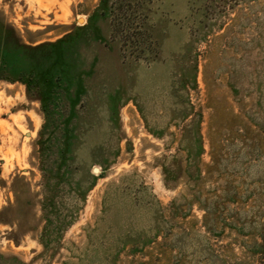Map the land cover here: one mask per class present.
Masks as SVG:
<instances>
[{
    "label": "rangeland",
    "instance_id": "1",
    "mask_svg": "<svg viewBox=\"0 0 264 264\" xmlns=\"http://www.w3.org/2000/svg\"><path fill=\"white\" fill-rule=\"evenodd\" d=\"M148 1L157 58L121 63L116 45L100 48L82 81L77 155L99 172L77 220L53 254L34 234L0 224V264H264V0ZM98 3L0 0V15L36 45L85 24ZM186 97L201 113L197 162L177 149L187 121L171 119ZM42 122L23 84L0 81V209L14 201L15 175L38 190L32 146ZM163 158L178 173L170 188ZM28 214L24 205L0 216L31 223Z\"/></svg>",
    "mask_w": 264,
    "mask_h": 264
},
{
    "label": "trees",
    "instance_id": "2",
    "mask_svg": "<svg viewBox=\"0 0 264 264\" xmlns=\"http://www.w3.org/2000/svg\"><path fill=\"white\" fill-rule=\"evenodd\" d=\"M148 3V0H99L85 24L72 25L60 38L36 45L23 43L15 28L0 15V81L23 84L28 98L39 103L43 119L32 146L35 158L32 165L40 176L36 183L38 190L30 189L25 176L15 175L9 186L14 201H7L0 209L2 214L28 205V221H32L19 222L18 218L6 219L1 215L0 224H16L22 234H34L43 250H52V254L58 249L65 230L77 220L87 193L97 182V175L90 170V161L85 163L77 155L82 135L79 128L84 111L82 103L88 91L82 81L92 75L89 69L100 48L106 50L116 45L121 63L157 58L160 39L147 14ZM99 23L105 27V33ZM85 50L91 52L86 67ZM191 68L194 75L195 63ZM109 101L110 119L119 127L116 103ZM176 103L179 108L171 119L187 121L180 127L179 122L174 123L180 129L177 149L197 162L203 152L201 113L194 110L188 97L177 99ZM151 133L162 137L161 133ZM165 159L160 168L164 185L170 188L178 173L173 172L171 160ZM92 161L100 163L96 159ZM257 247L264 256V239Z\"/></svg>",
    "mask_w": 264,
    "mask_h": 264
},
{
    "label": "water",
    "instance_id": "3",
    "mask_svg": "<svg viewBox=\"0 0 264 264\" xmlns=\"http://www.w3.org/2000/svg\"><path fill=\"white\" fill-rule=\"evenodd\" d=\"M92 172L93 173H98L99 172V168H97L96 166L92 167Z\"/></svg>",
    "mask_w": 264,
    "mask_h": 264
}]
</instances>
